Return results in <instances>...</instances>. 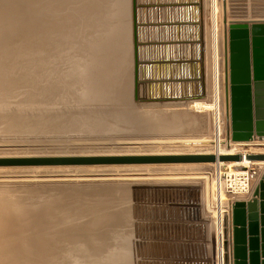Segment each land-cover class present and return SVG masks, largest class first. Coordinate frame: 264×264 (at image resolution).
<instances>
[{
	"label": "rangeland",
	"instance_id": "374dc122",
	"mask_svg": "<svg viewBox=\"0 0 264 264\" xmlns=\"http://www.w3.org/2000/svg\"><path fill=\"white\" fill-rule=\"evenodd\" d=\"M70 1L74 5L77 4L74 0ZM103 1L106 11L102 10L104 12L101 18L112 26L114 20L111 13L118 3L114 0ZM126 2L128 11L123 23L119 21L122 34H126L122 28H127L128 33L125 42L128 45V55L126 63L123 64L124 92L122 93L121 86H117L115 91L118 95L115 96L107 87L110 85L107 79L104 84L95 82V85L108 101L95 98L94 86L86 91L87 95L82 102L72 105L74 97L78 100L82 94L80 91L83 86L75 85L67 98L68 103L72 105L69 109L71 112L67 110L65 112L69 114H65L58 111L48 120L49 124L56 125L57 131L45 134L35 132L24 135L0 134V151L68 152L73 156H85L153 149L154 145L144 144L151 141L164 145L169 142L186 144L200 136H206L208 143H192L190 153L182 154L214 155L215 109L199 111L194 108L192 100L187 99L185 102L169 96L163 98L160 95L188 91L193 85L190 76L197 72V65H199L197 73L203 74V77L206 68L208 72L210 69L212 72L213 0H135V2L126 0ZM215 3L222 84L220 139L227 143L228 132H231V116L226 93L229 26L235 22H264V0H215ZM44 15L45 13L40 17ZM192 16L197 17L198 22L191 20ZM190 33L197 37L193 44L186 41V36ZM123 39L125 38L122 37L119 41ZM200 42L201 48L198 46ZM192 54L201 57L194 61ZM150 57L158 61L146 63ZM147 64L149 70L144 67ZM170 66L172 69L168 68ZM179 73L189 74V79L178 80L176 75ZM167 74L173 75V78L166 79ZM143 78L147 80H142ZM201 83L203 94L196 99L213 104V95L207 96L204 80ZM90 92L93 98H90ZM111 93L114 95L112 98L108 97ZM57 113L63 119L55 118L58 117ZM177 113H188L190 117H186L185 121L191 125L175 134H163L157 130L159 126L157 123L162 125L167 121H173L176 118L173 114ZM49 115L50 113L46 116ZM71 115H79L80 118L67 119ZM197 115H203V121L195 122L194 117ZM152 118L158 119L155 123H150ZM63 126L66 129L60 130ZM135 142L140 144H133ZM255 144L254 141L243 144L246 154H254L253 149H264ZM132 167L152 168V171L126 175V169ZM251 168L255 172L253 180L257 181L264 174V167ZM218 169L221 172L237 171L226 165L218 167L215 163L0 167V190L19 191L25 200L38 205L37 211L41 215L57 208V211H53L54 217L64 219L63 222L67 224L61 225L59 231H56L54 234L56 239L62 236L66 240L71 238L84 240L88 237L94 239L87 233L90 229L86 225L91 223L89 221L99 220L101 226L95 227L94 231L96 234L101 232L103 238L96 242L93 240V246L104 250L103 241H110L112 246H117L116 252L121 258L116 259V264L118 260H121L119 264H180L176 257L175 262L172 260L173 247L179 248V244L185 243V238L191 235L193 244L206 241L211 231L214 240L217 214L214 211L209 213L207 208L218 184L215 177V174L218 175L220 172ZM95 186H105L104 189H96L104 191L99 194L93 193L91 189L95 190ZM178 190V197L173 198ZM183 195L195 197L196 204L192 205L200 210V213L194 214L196 220L187 219L189 212L187 208L182 207L186 204ZM83 215L88 218L81 220L79 217L83 218ZM66 216L68 221L65 219ZM200 218L204 221L200 222ZM50 220L51 216H45L42 221L44 225H48ZM86 220L88 222L83 223ZM39 231H42L45 237V229ZM39 246L36 243L34 248ZM50 247L44 246L42 251L49 250ZM201 258L192 264H205L206 261ZM79 262L75 261V264ZM183 264H187V261Z\"/></svg>",
	"mask_w": 264,
	"mask_h": 264
},
{
	"label": "bare ground",
	"instance_id": "6f19581e",
	"mask_svg": "<svg viewBox=\"0 0 264 264\" xmlns=\"http://www.w3.org/2000/svg\"><path fill=\"white\" fill-rule=\"evenodd\" d=\"M74 1L77 4L74 5L70 0H0V134L24 135L34 132L45 134L57 131L55 124L48 123L51 115L58 111L69 114L65 111L75 103L82 102L87 95L86 91L88 92L91 87H96L95 98L108 101L103 93L100 94L95 82L104 84L108 79L110 85L107 87L114 92L115 96L118 95L115 91L117 86H121L122 93L124 92L125 65L123 64L126 63V55H128V45L125 43L128 33L127 28H122L126 33L122 34L119 21L123 23L128 11L126 0H114L118 5L111 13L114 20L112 26L101 18L104 12L102 10H105L106 7L103 0H78L80 3ZM102 3L103 5H101ZM216 9V3L213 0L212 72L210 68V72L206 68V74L203 77V74L197 73L199 71V65H197V72L195 71L190 76L193 85L188 91L160 95L163 98L169 96V98L183 101L192 100L194 108L199 111L215 109L216 147L213 149L214 155L241 154L246 156L247 152L243 144H233L230 140L224 143L220 139L219 112L222 84ZM44 13L45 15L41 18L40 16ZM191 20L198 22L197 17L194 16L191 17ZM122 37L125 39L119 41ZM186 38L190 44H193V40H197V37L191 33ZM198 46L201 48V42ZM192 56L194 61L201 57L196 54H192ZM152 61L158 60L150 57L145 62ZM144 67L149 70L148 64ZM168 68L172 69L171 66ZM165 76L166 79L173 78L171 74ZM176 76L180 81L184 78L189 79L187 73H179ZM142 80L146 81L147 79L143 78ZM203 80L206 87L205 94L213 95V104L196 99L203 94V83H201ZM75 85L83 86L80 91L82 94L78 100L74 97L71 105L67 98ZM114 95L111 93V96L108 95V97L112 98ZM89 96L93 98L91 92ZM49 113L50 115L46 116ZM173 115L176 117L173 121H167L162 125L157 123L159 125L157 130L163 134H175L191 125L185 121L186 117H190L188 113ZM55 118L63 119L59 115ZM77 118L80 116L67 117L70 120ZM157 119H150V123H155ZM194 119L195 122H201L204 116L197 115ZM64 129L66 128L63 126L60 130ZM195 142L208 143V139L206 136H200L197 140L186 142V144L169 142L166 145L151 141L144 144L154 145L153 149H134L97 155L190 153V144ZM252 153L264 154V149H253ZM70 154L72 153H45L33 150L0 151V157L73 156ZM215 164L218 167L225 165L228 168L233 167L237 171L252 169V166L264 167V162H248L244 159L240 163L217 162ZM151 169L132 167L126 169V175L141 174L152 171ZM104 187L95 186V190H91L94 191L93 193L99 194L104 190L96 189H104ZM32 203L33 201L21 197V193L17 190H0V264H75V261H80L77 264H116V259L121 258L116 252L118 247L112 246L110 241H103L102 248L104 250L93 246V240L96 242L103 238L100 231L99 234L94 231L95 227L101 226L99 220L89 221L91 223L86 225L90 229L87 233L94 239L88 237L84 240L80 238L66 240L64 236L56 239L54 237L56 231H59L61 225L67 224L63 222L64 219L60 220L59 217H57L58 219L54 217L53 211L58 209L41 215L37 211L38 205ZM45 216H51V222L48 225H44L42 221ZM79 218L87 219L88 216L83 215V218L82 216ZM65 219L68 221V216ZM88 220L83 223L86 224ZM82 224L80 225L82 226ZM43 229H45V237L42 235V231H39ZM36 243L40 245L39 248H34ZM44 246L51 247L43 252ZM119 262L121 260H118V264Z\"/></svg>",
	"mask_w": 264,
	"mask_h": 264
},
{
	"label": "water",
	"instance_id": "95a60500",
	"mask_svg": "<svg viewBox=\"0 0 264 264\" xmlns=\"http://www.w3.org/2000/svg\"><path fill=\"white\" fill-rule=\"evenodd\" d=\"M228 36V138L233 144L254 141L258 147H264V22L232 23ZM243 159L264 162V154L0 157V167L240 163ZM255 182L252 178L251 185ZM231 220L233 264H264V174L254 198L234 204Z\"/></svg>",
	"mask_w": 264,
	"mask_h": 264
},
{
	"label": "built area",
	"instance_id": "2783aa9c",
	"mask_svg": "<svg viewBox=\"0 0 264 264\" xmlns=\"http://www.w3.org/2000/svg\"><path fill=\"white\" fill-rule=\"evenodd\" d=\"M254 175L255 172L250 168L242 171H220L218 175L215 174L218 184L212 194V201L208 203L207 208L209 213L214 211L217 214L212 264H233L232 232L230 235L229 230V226L232 224V210L234 204L240 198H244L250 193Z\"/></svg>",
	"mask_w": 264,
	"mask_h": 264
},
{
	"label": "crops",
	"instance_id": "0c3cea01",
	"mask_svg": "<svg viewBox=\"0 0 264 264\" xmlns=\"http://www.w3.org/2000/svg\"><path fill=\"white\" fill-rule=\"evenodd\" d=\"M259 183H260V179H258L257 182H255L253 184L250 193L247 196H245L244 198H240L238 201L248 202V201L252 200L254 198L256 190L258 189ZM178 195H179V190L177 193L176 192L174 193L173 198L178 197ZM183 199H186L185 200L186 204H184V206H182V207L184 209L187 208V210L189 212L187 219L189 220L190 218H193V220H196L194 218V214L197 212L200 213V210L198 211L195 208V206L192 205V204H196V203H194V202H196L195 197L192 195L191 196L188 195V196H184ZM177 203L179 204V199L177 200ZM197 219H199V216ZM199 221L202 222V221H204V219L200 218ZM229 230H230V235H231V232L233 230L232 224H230ZM179 246H180L179 248H176L175 246L173 247L174 252L172 253L173 254L172 260L174 262H175V257H176L180 264H183L186 261H187V264H192L193 261L200 260V259H202L201 257H203L204 261H206L207 264H212L213 259H214V244H213L211 231H209L207 238H206V241L204 240V241L197 242V243L195 242L193 244L191 242V235H190V236H188L187 239L185 238V243L183 245L179 244Z\"/></svg>",
	"mask_w": 264,
	"mask_h": 264
}]
</instances>
